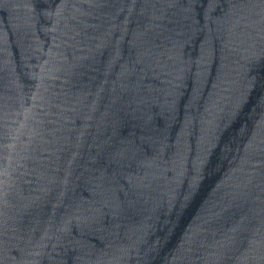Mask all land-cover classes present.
<instances>
[{
  "label": "water",
  "instance_id": "95a60500",
  "mask_svg": "<svg viewBox=\"0 0 264 264\" xmlns=\"http://www.w3.org/2000/svg\"><path fill=\"white\" fill-rule=\"evenodd\" d=\"M0 264H264V0H0Z\"/></svg>",
  "mask_w": 264,
  "mask_h": 264
}]
</instances>
